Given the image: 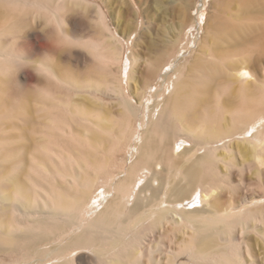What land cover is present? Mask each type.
Returning <instances> with one entry per match:
<instances>
[{
	"label": "rangeland",
	"instance_id": "rangeland-1",
	"mask_svg": "<svg viewBox=\"0 0 264 264\" xmlns=\"http://www.w3.org/2000/svg\"><path fill=\"white\" fill-rule=\"evenodd\" d=\"M66 32L80 39L67 40ZM21 56L29 70H16ZM43 63L55 73L44 71ZM233 63L246 65L251 73L245 88L252 106H246L242 81L230 84L218 75L211 84V106L216 95L224 102L232 93V110L264 114V0H0V92L11 115L0 121V173L13 172L34 194L65 187L59 174L80 175L89 163L94 165L86 167L90 172L104 167L99 182L107 183L108 173L122 175L121 166L132 163V153L117 147L107 133L81 123L75 117L78 109L105 115L106 129L108 113L111 129L121 130L123 109L119 97L107 91L109 82L115 85L120 78L127 100L151 108L162 103L157 96L176 74L180 81L197 83L205 75L203 67ZM88 83L98 87L95 95L78 89ZM179 136L181 151L193 147ZM230 144L233 162L243 168L245 182L258 198L264 194V164L241 142ZM238 169L232 177L235 186ZM219 200L227 201V193L222 191ZM246 241L254 264H264V236L252 231Z\"/></svg>",
	"mask_w": 264,
	"mask_h": 264
},
{
	"label": "bare ground",
	"instance_id": "bare-ground-1",
	"mask_svg": "<svg viewBox=\"0 0 264 264\" xmlns=\"http://www.w3.org/2000/svg\"><path fill=\"white\" fill-rule=\"evenodd\" d=\"M60 20L55 21L59 28ZM64 37L80 39L75 32ZM41 67L55 73L50 64ZM202 71L197 83L180 81L177 72L157 96L162 103L151 108L127 100L120 78L115 85L109 82L107 91L119 97L123 109L121 130L111 129L108 113L106 129L105 115L77 110L81 123L129 148L132 163L123 162L121 176L108 173L107 183H100L104 167L90 172L86 167L94 165L88 163L80 175L59 172L65 187L32 194L13 172L0 173V264H254L246 238L252 231L264 236V205L258 202L264 194L257 198L251 192L243 168L233 162L230 142H241L264 164V114L232 110V93L224 102L216 95L211 106L215 75L230 84L242 81L246 106H252L246 65L212 64ZM81 88L89 95L98 91L91 83ZM2 92L0 121L11 116ZM180 134L201 153H192L193 147L181 151ZM99 187L104 188L96 195ZM222 191L225 202L219 200Z\"/></svg>",
	"mask_w": 264,
	"mask_h": 264
},
{
	"label": "clouds",
	"instance_id": "clouds-1",
	"mask_svg": "<svg viewBox=\"0 0 264 264\" xmlns=\"http://www.w3.org/2000/svg\"><path fill=\"white\" fill-rule=\"evenodd\" d=\"M31 67L30 63L23 57L21 56L20 61L18 62V67H17V71H21V70H29Z\"/></svg>",
	"mask_w": 264,
	"mask_h": 264
}]
</instances>
